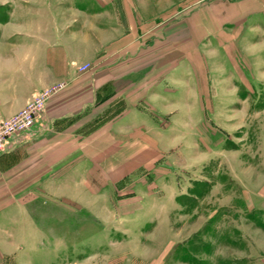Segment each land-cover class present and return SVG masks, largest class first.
I'll return each instance as SVG.
<instances>
[{
  "label": "crops",
  "instance_id": "0c3cea01",
  "mask_svg": "<svg viewBox=\"0 0 264 264\" xmlns=\"http://www.w3.org/2000/svg\"><path fill=\"white\" fill-rule=\"evenodd\" d=\"M142 6L0 0V122L50 93L0 155V264L26 250L28 264H84L85 215H153L145 190L170 157L195 152L182 142L211 124L233 80L247 69L264 81V0H194L148 19Z\"/></svg>",
  "mask_w": 264,
  "mask_h": 264
},
{
  "label": "rangeland",
  "instance_id": "374dc122",
  "mask_svg": "<svg viewBox=\"0 0 264 264\" xmlns=\"http://www.w3.org/2000/svg\"><path fill=\"white\" fill-rule=\"evenodd\" d=\"M136 1L146 18L153 9L167 14L172 5L194 2ZM250 79L243 69L211 124H198L182 142L183 153L195 154L170 157L145 190L159 202L149 205L153 215L130 223L118 215L101 221L85 215L84 264H264V81ZM133 196L121 194L116 203ZM28 255H5L3 264H28Z\"/></svg>",
  "mask_w": 264,
  "mask_h": 264
},
{
  "label": "built area",
  "instance_id": "2783aa9c",
  "mask_svg": "<svg viewBox=\"0 0 264 264\" xmlns=\"http://www.w3.org/2000/svg\"><path fill=\"white\" fill-rule=\"evenodd\" d=\"M90 68V65H85L79 70L83 72ZM49 98V92L38 94L18 114L0 122V155L5 153L12 143L19 142L32 130L37 120L44 113Z\"/></svg>",
  "mask_w": 264,
  "mask_h": 264
}]
</instances>
